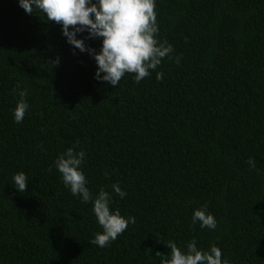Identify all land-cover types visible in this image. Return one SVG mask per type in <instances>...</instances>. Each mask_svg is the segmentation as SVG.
<instances>
[{"label": "trees", "instance_id": "trees-1", "mask_svg": "<svg viewBox=\"0 0 264 264\" xmlns=\"http://www.w3.org/2000/svg\"><path fill=\"white\" fill-rule=\"evenodd\" d=\"M156 13L179 64L165 58L114 87L61 25L0 0V264H161L164 243L193 239L228 264H264V0H156ZM87 36L77 33L99 51ZM21 89L29 109L18 124ZM69 147L85 152L93 196L103 187L112 210L135 217L107 247L90 243L102 232L93 205L55 167ZM203 205L215 229L192 223Z\"/></svg>", "mask_w": 264, "mask_h": 264}, {"label": "clouds", "instance_id": "clouds-1", "mask_svg": "<svg viewBox=\"0 0 264 264\" xmlns=\"http://www.w3.org/2000/svg\"><path fill=\"white\" fill-rule=\"evenodd\" d=\"M20 7L31 15L34 11L43 13L47 21L61 25L62 34L67 42L79 49L87 51L94 57L97 65L95 78L116 87L126 76L131 75L134 81L148 78L156 70L162 60L169 58L177 64L180 57L172 55L174 49L166 40L158 39L156 0H18ZM87 32L86 39H101L99 51L88 47L84 39L77 33ZM58 64V59L52 61ZM102 74V75H101ZM163 72H156V79H163ZM19 87V85H17ZM13 93L16 89L12 90ZM20 99L13 109L14 121L22 123L29 109L24 99L28 93L21 89ZM85 160L84 151H76L69 147L55 159V167L61 174L63 184L70 189L74 197H79L81 203L91 202L95 218L102 228L97 232L91 244L101 248L107 247L128 228L135 224V217L125 218L120 211L112 210V196L101 187L98 193H93L87 187L88 181L81 165ZM247 165L255 170L256 160L249 158ZM51 171V168H49ZM107 175V173H106ZM15 188L24 193L29 181L27 175L18 172L13 176ZM114 192L121 198L126 196L118 183L111 185ZM199 222L201 228L215 229L217 221L207 210V205L194 210L192 223ZM170 251L167 254L157 251L161 264H228L222 259V251L215 244L210 250H201L195 239L182 249L169 240L164 243Z\"/></svg>", "mask_w": 264, "mask_h": 264}]
</instances>
